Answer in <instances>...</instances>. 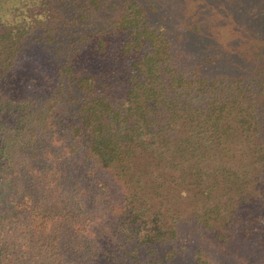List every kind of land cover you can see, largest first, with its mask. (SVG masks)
I'll list each match as a JSON object with an SVG mask.
<instances>
[{"label": "trees", "instance_id": "obj_1", "mask_svg": "<svg viewBox=\"0 0 264 264\" xmlns=\"http://www.w3.org/2000/svg\"><path fill=\"white\" fill-rule=\"evenodd\" d=\"M155 9L0 0V264H170L184 215L264 257V31L187 62ZM77 154L122 186L104 217Z\"/></svg>", "mask_w": 264, "mask_h": 264}, {"label": "rangeland", "instance_id": "obj_2", "mask_svg": "<svg viewBox=\"0 0 264 264\" xmlns=\"http://www.w3.org/2000/svg\"><path fill=\"white\" fill-rule=\"evenodd\" d=\"M153 2L156 8L154 14L165 21L174 43L187 62L213 52L221 56L219 64L236 61L240 44L247 37L264 31V0ZM69 160L74 174L80 175V189L83 193L87 191L84 193V203L89 207L90 216L99 214L98 218L104 217L101 210L107 206L105 199L112 203L120 200L122 186L119 181L107 171L90 165L79 154ZM177 201L176 208L181 215L188 204L184 200ZM184 216H180L176 223L177 235L173 243L175 250L170 264H197L194 260L197 249L206 264H264V257L251 241L234 237L218 241L211 237V232L206 228ZM93 220L96 221L95 218ZM100 225H94L95 229Z\"/></svg>", "mask_w": 264, "mask_h": 264}]
</instances>
